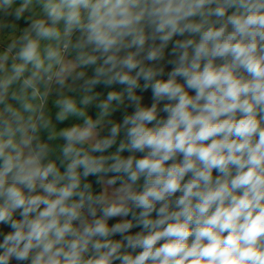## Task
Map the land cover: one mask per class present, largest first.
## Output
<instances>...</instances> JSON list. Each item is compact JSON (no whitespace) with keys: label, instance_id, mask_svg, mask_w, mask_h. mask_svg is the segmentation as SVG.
<instances>
[{"label":"clouds","instance_id":"1","mask_svg":"<svg viewBox=\"0 0 264 264\" xmlns=\"http://www.w3.org/2000/svg\"><path fill=\"white\" fill-rule=\"evenodd\" d=\"M0 264H264V0H0Z\"/></svg>","mask_w":264,"mask_h":264},{"label":"trees","instance_id":"2","mask_svg":"<svg viewBox=\"0 0 264 264\" xmlns=\"http://www.w3.org/2000/svg\"><path fill=\"white\" fill-rule=\"evenodd\" d=\"M112 222H115V221H110V223H112Z\"/></svg>","mask_w":264,"mask_h":264}]
</instances>
